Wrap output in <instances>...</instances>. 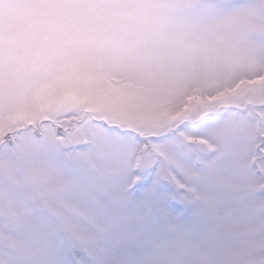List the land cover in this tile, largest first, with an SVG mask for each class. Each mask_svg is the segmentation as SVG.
<instances>
[{
	"label": "snow or ice",
	"instance_id": "6c2138e0",
	"mask_svg": "<svg viewBox=\"0 0 264 264\" xmlns=\"http://www.w3.org/2000/svg\"><path fill=\"white\" fill-rule=\"evenodd\" d=\"M132 7L25 0L0 19V176L36 154L58 161L62 182L27 194L51 225L52 264H108L114 246L176 228L169 199L211 217L264 194V74L170 101L155 77L107 71L125 50L153 55ZM73 57L86 78L64 75Z\"/></svg>",
	"mask_w": 264,
	"mask_h": 264
},
{
	"label": "clouds",
	"instance_id": "9594fccd",
	"mask_svg": "<svg viewBox=\"0 0 264 264\" xmlns=\"http://www.w3.org/2000/svg\"><path fill=\"white\" fill-rule=\"evenodd\" d=\"M25 0H0V19L14 23ZM152 50L119 53L106 68L115 75L155 77L170 101L193 90L212 92L241 78L264 74V0H128ZM73 62L69 81L87 71ZM54 158L34 155L15 181L0 176V264H52L51 225L29 201V192L58 186ZM177 227L144 237L140 264H262L264 194L241 202L224 199L209 217L193 205Z\"/></svg>",
	"mask_w": 264,
	"mask_h": 264
},
{
	"label": "rangeland",
	"instance_id": "374dc122",
	"mask_svg": "<svg viewBox=\"0 0 264 264\" xmlns=\"http://www.w3.org/2000/svg\"><path fill=\"white\" fill-rule=\"evenodd\" d=\"M150 183L151 177H146L142 181H139L136 186V194L138 195L140 191ZM167 207L173 215H176L181 219H188L191 216V209L179 200L169 199L167 201ZM144 254V245L133 247L116 245L106 259L108 264H140L141 258Z\"/></svg>",
	"mask_w": 264,
	"mask_h": 264
}]
</instances>
